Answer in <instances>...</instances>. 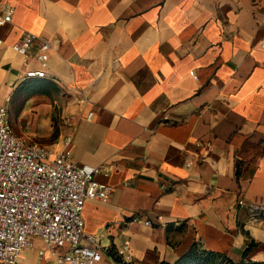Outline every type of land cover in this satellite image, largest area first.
Returning a JSON list of instances; mask_svg holds the SVG:
<instances>
[{
    "label": "crops",
    "instance_id": "0c3cea01",
    "mask_svg": "<svg viewBox=\"0 0 264 264\" xmlns=\"http://www.w3.org/2000/svg\"><path fill=\"white\" fill-rule=\"evenodd\" d=\"M6 7L2 97L29 81L14 43L27 33L60 41L42 93L27 91L10 119L18 137L52 151L71 137L73 161L101 169L110 196L82 214L101 240L97 264H116L124 244L133 264H176L194 245L264 263V0H0ZM48 262L36 249L20 259Z\"/></svg>",
    "mask_w": 264,
    "mask_h": 264
},
{
    "label": "built area",
    "instance_id": "2783aa9c",
    "mask_svg": "<svg viewBox=\"0 0 264 264\" xmlns=\"http://www.w3.org/2000/svg\"><path fill=\"white\" fill-rule=\"evenodd\" d=\"M13 13L11 7L0 12V27L12 21ZM59 43L27 33L12 45L26 67L24 80L50 78L51 52ZM3 46L0 38V51ZM71 144L66 136L52 151L18 137L9 98L0 95V264H20L29 249L48 264H97L103 259L101 240L86 233L82 214L87 201L108 199L111 187L96 179L100 168L73 161ZM239 205L248 206L254 218L260 215L257 206L244 200ZM116 264H133L128 244L119 250Z\"/></svg>",
    "mask_w": 264,
    "mask_h": 264
},
{
    "label": "rangeland",
    "instance_id": "374dc122",
    "mask_svg": "<svg viewBox=\"0 0 264 264\" xmlns=\"http://www.w3.org/2000/svg\"><path fill=\"white\" fill-rule=\"evenodd\" d=\"M43 88V84L40 81H27V83H24V85L20 86L19 89H17V97H14L16 93L14 94V96L13 93H8L6 96L9 98V111L11 119L16 120L20 115L22 105L24 104V101H26V99L28 98V92H30V95L35 92L42 93ZM60 111L61 110L57 106L53 110V116H50L56 128L59 126L61 127V125L64 126V119L61 118ZM213 262L214 264H230L229 262H226L223 259H215L213 260Z\"/></svg>",
    "mask_w": 264,
    "mask_h": 264
},
{
    "label": "trees",
    "instance_id": "16d2710c",
    "mask_svg": "<svg viewBox=\"0 0 264 264\" xmlns=\"http://www.w3.org/2000/svg\"><path fill=\"white\" fill-rule=\"evenodd\" d=\"M29 81H39V79L29 80ZM248 251L249 250L245 252V255H247ZM215 259H220V260L223 259L224 261L229 262L230 264H235L224 255L202 250L198 245H194L191 251L186 256L182 257L176 264H214L213 260ZM238 264H264V263L248 261Z\"/></svg>",
    "mask_w": 264,
    "mask_h": 264
}]
</instances>
